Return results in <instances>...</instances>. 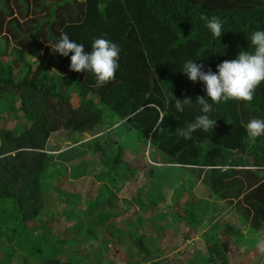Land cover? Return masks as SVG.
Listing matches in <instances>:
<instances>
[{
	"label": "trees",
	"instance_id": "obj_1",
	"mask_svg": "<svg viewBox=\"0 0 264 264\" xmlns=\"http://www.w3.org/2000/svg\"><path fill=\"white\" fill-rule=\"evenodd\" d=\"M201 16L220 18V38ZM255 31H264V0H0V60L13 57L9 67H0V102L29 122L10 128L0 113V264H104L101 257L111 242L125 244L152 209L154 218L169 211L176 177L185 180L184 188L201 182L236 215V225L244 222L264 239V135L249 143L245 127L251 119L264 120V82L251 102L212 104L206 115L216 120L213 129H198L191 139L177 134L205 115L196 100L206 98L204 84L188 80L184 63L192 60L215 73L223 61L254 51ZM62 33L83 44L85 53L97 38L117 44L115 79L97 86L90 72L71 71L72 54L61 56L49 46ZM143 74L154 75L153 93ZM186 97L191 106L177 112L176 100ZM60 130L80 138L72 136L71 147L54 154L46 145ZM128 130L148 146L149 162L164 165L126 162ZM84 133L93 138L84 141ZM101 171L104 182L90 197L92 178L86 176ZM138 179L155 191L147 199L131 191L147 215L134 212L139 217L128 223L116 211L112 188ZM55 191L64 196L63 212L76 220L62 240L46 239L38 229L43 223L30 225L46 214ZM182 214L179 221L186 219ZM120 219L129 233L120 230ZM218 243L205 240L207 254L194 264H216L215 256L222 260L218 264H227Z\"/></svg>",
	"mask_w": 264,
	"mask_h": 264
},
{
	"label": "rangeland",
	"instance_id": "obj_2",
	"mask_svg": "<svg viewBox=\"0 0 264 264\" xmlns=\"http://www.w3.org/2000/svg\"><path fill=\"white\" fill-rule=\"evenodd\" d=\"M12 60L13 57L9 54L4 61L0 60V67L2 63H5L4 67H9ZM0 113L3 117H6V123L10 128L29 125V122L24 118L14 113H9L8 108L1 102ZM128 132L129 134L125 132V135H127L126 141L131 147L130 151L124 156L126 162L131 166L132 164L139 166L140 160L147 162L151 166L164 165L162 161V163L149 162L148 146L142 144V142H138L136 131L128 130ZM72 136L76 139L80 138V136L71 135L64 130L52 133L47 142L46 150L58 154L69 149L72 145V140H74ZM84 141H87V139H84ZM135 148V152L132 151ZM101 153L99 149L95 157L96 161L100 160ZM77 161L75 160V162ZM102 172L97 173L96 176H86V178H92L88 191L90 197L95 196L98 186L104 182L100 180ZM142 182L143 180L140 181L138 179L135 184L132 183L125 188H122L121 185L115 188L111 187L116 194V211L122 212V217L128 223L135 222L137 220L136 217H146L147 215L142 213L141 204L138 203L135 196L131 193L133 190L134 192L142 191L141 197L147 199V195L155 191L151 190V183L146 186ZM185 183V180L180 177L173 179L172 184L175 186L176 194L173 201L167 205L169 211L158 214L159 218H154L155 210L152 209L150 219H147L146 222L141 217L142 222H136V231L131 234V238L125 244L117 247L115 242H111L108 245L101 257L104 264H128L129 262L132 264L200 263L203 259L200 256L207 254L205 240L213 243L219 240L218 244L227 258V264H264V254L259 250L260 246L264 245V239L249 228L248 225L244 224V222L236 225V215L232 214V211L231 214L229 213L225 207V203H221L220 200H217L212 195L210 197L201 182L196 183L193 187L191 184L187 188H184ZM182 188L184 192H179L178 189ZM55 192L53 197L56 198L50 199L48 202L45 208L46 214L41 216L37 221L30 222V225H40L43 223L42 227L38 229L46 239H50L53 236L62 240L67 237V229L71 225H74L76 220L68 218V215L63 212L64 208H66L62 202L64 196L58 198L56 196L57 191ZM61 212L64 214H59ZM134 212H138L139 216L137 214L134 215ZM169 212L177 213L178 215L171 217L168 214ZM181 213L186 216V219L179 221L178 218L182 217ZM51 215L53 218L50 217ZM120 220L118 224V226L120 225V230L129 233L132 229H129V225L123 224L122 219ZM213 222L218 223L214 225ZM114 237H117V235ZM24 253L26 254L25 251ZM213 258L216 260V264L222 262L219 257L215 256Z\"/></svg>",
	"mask_w": 264,
	"mask_h": 264
},
{
	"label": "clouds",
	"instance_id": "obj_3",
	"mask_svg": "<svg viewBox=\"0 0 264 264\" xmlns=\"http://www.w3.org/2000/svg\"><path fill=\"white\" fill-rule=\"evenodd\" d=\"M97 7L103 11L106 5L100 3ZM201 19L206 22L205 26L213 37H221L223 31L222 21L219 17L201 16ZM250 44L254 49L253 52H239L235 59L226 60L217 65L215 73L211 69L204 71L203 65L193 63L192 60L184 63L182 72L188 80L193 83L201 81L204 84L206 98L197 97L196 100L205 115H200L194 122L188 123L183 128H178L179 136L191 139L192 133L198 129L205 132L213 129L216 120L210 119L206 115L213 111L212 104L228 101L248 103L253 100L255 90L264 82V31H255L251 35ZM49 46L53 52L64 57H68L71 53L70 70L90 72L95 77L97 86H104L115 79L120 54L117 44L104 38H97L91 44V51L85 53L83 44L70 40L66 33H62L60 40ZM209 100H211V104ZM191 103L190 97H186L183 101L177 99L174 108L177 112H182L185 106H191ZM162 122L163 119H161ZM118 126L116 125V127ZM245 127L249 143H255L257 137L264 135V120L251 119ZM259 250L264 254V245L260 246Z\"/></svg>",
	"mask_w": 264,
	"mask_h": 264
},
{
	"label": "water",
	"instance_id": "obj_4",
	"mask_svg": "<svg viewBox=\"0 0 264 264\" xmlns=\"http://www.w3.org/2000/svg\"><path fill=\"white\" fill-rule=\"evenodd\" d=\"M130 41H131L135 46H137L138 48H140L139 44H138L136 41H134L133 39H130ZM143 75H144V74H143ZM144 76H146V77L149 78V80H150V85H151L150 93H153L154 85H155V84H154V83H155L154 75H153V74H145ZM123 122H124V121H123ZM84 134H85L84 136L86 137L87 141L93 138V137L90 136V134H88V133H84ZM240 151H241L240 155L243 156V150L241 149ZM248 160H249L250 165L253 166V165H254V156H250V157H248ZM250 168H251V169H255L254 167H250Z\"/></svg>",
	"mask_w": 264,
	"mask_h": 264
},
{
	"label": "crops",
	"instance_id": "obj_5",
	"mask_svg": "<svg viewBox=\"0 0 264 264\" xmlns=\"http://www.w3.org/2000/svg\"><path fill=\"white\" fill-rule=\"evenodd\" d=\"M221 203H223V202L221 201ZM227 210H228V209H227ZM213 223H214V225H216L218 222H217V223L213 222Z\"/></svg>",
	"mask_w": 264,
	"mask_h": 264
}]
</instances>
